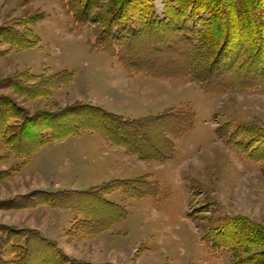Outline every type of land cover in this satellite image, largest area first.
Here are the masks:
<instances>
[{"label": "rangeland", "instance_id": "374dc122", "mask_svg": "<svg viewBox=\"0 0 264 264\" xmlns=\"http://www.w3.org/2000/svg\"><path fill=\"white\" fill-rule=\"evenodd\" d=\"M67 1L0 0V105L17 109L7 111L15 117L0 115V264H47L50 254L42 251L46 246L40 235L67 256L91 264H231L236 258L264 264L260 245L236 239L211 249L208 241L225 228L253 237L249 222L264 230V85L213 94L188 77L159 78L128 69L115 53L93 46L115 0L101 1L92 15L99 21L83 26ZM150 1L163 19L167 0ZM202 15L209 16L207 11ZM13 32L24 35L20 47L9 37ZM141 43L144 53L135 58L145 65L158 61L159 55H149ZM69 72L73 78L67 83ZM55 76L65 79L48 81L43 95L24 94L11 85L33 90ZM76 101L109 102L116 114L129 119L168 111L179 118L193 112L194 118L179 135L167 128L173 151L164 149L165 158H142L95 130L54 139L48 127L58 121L53 115ZM34 118L43 121V127L34 128L42 129L39 141L46 142L27 155L18 150L35 149L32 139L14 145L6 138ZM63 176L69 181H60ZM136 178L143 179L138 186L144 195L122 187L106 194L119 212L126 210L125 217L112 219L94 235L78 228L82 214L75 208L5 207L11 200L33 202L41 190H85Z\"/></svg>", "mask_w": 264, "mask_h": 264}, {"label": "trees", "instance_id": "16d2710c", "mask_svg": "<svg viewBox=\"0 0 264 264\" xmlns=\"http://www.w3.org/2000/svg\"><path fill=\"white\" fill-rule=\"evenodd\" d=\"M101 1L103 0H68L66 6L69 12H74L76 23L83 26L89 22L99 21L92 15ZM147 2L149 6L146 5ZM166 2L165 16L160 19L150 0L146 2L115 0V9L103 23L93 46L98 50L115 53L119 56V61L128 69L137 67L139 71L159 78L188 77L208 93L220 94L227 89L243 90L264 85V0H167ZM203 11H207L209 16L202 15ZM9 37L17 47H20L25 40L23 34L15 32L10 33ZM141 41L147 44L149 55H159L158 61L145 65L139 62V58L138 60L135 58L144 53L141 49L143 48L140 45ZM65 78V82L70 83L73 73L69 72ZM65 78L62 76L49 78L33 90H27L15 82L11 85L24 94L43 95L44 91L41 87L47 86L48 81L62 82ZM0 109L1 116L7 118L17 116L8 115L7 112L17 110L15 105L9 107L3 104L0 105ZM172 113L168 111L157 116L129 119L101 106L76 101L53 115L54 119H58L57 125L53 123L46 127L51 128L54 139H63L81 130L90 129L99 132L112 143L125 146L131 153L142 158L160 156L165 158V153L173 151V141L166 135V131L169 130L167 128H170L175 135H179L192 124L194 118L193 112L183 115V118ZM49 120L51 121V118ZM34 126L43 127V121L36 118L28 120L22 124L19 131H13L6 139L15 140L11 142L14 145L24 139H32L36 147L32 151L27 152L17 148L18 152L23 151L28 155L46 142L42 141L43 139L39 141L42 137V129H35ZM26 129L29 131L25 132ZM139 136L145 140V143L139 142L137 139ZM141 180L143 179H113L101 184L102 186L85 190H41L39 197L33 202L11 200L5 207L22 209L44 204L52 207L75 208L82 214L78 228L82 227L86 233L92 231L91 235H94L107 228L111 221L125 217L126 210L121 208L119 212L117 204L108 200L106 194L122 187L126 192L138 196L144 195L145 190L138 186L143 183ZM249 223L253 237H247L250 234L239 229L237 232L225 228L223 233L215 235L214 239H207L211 233L205 238L211 242V249L227 246L237 239L241 243L249 242L262 246L261 254L264 255V230ZM28 231L37 232L30 229ZM40 238L46 246L42 251L44 250L46 255L50 254L45 257L47 264H91L67 256L54 241L42 235ZM14 243L11 241L10 245ZM231 264H247V262L236 258Z\"/></svg>", "mask_w": 264, "mask_h": 264}, {"label": "crops", "instance_id": "0c3cea01", "mask_svg": "<svg viewBox=\"0 0 264 264\" xmlns=\"http://www.w3.org/2000/svg\"><path fill=\"white\" fill-rule=\"evenodd\" d=\"M112 104L111 103H109V102H106L105 104H102L101 106H103L104 108H106V109H108V110H111V111H113V109L110 107ZM116 110H114L113 112H115ZM117 112V111H116ZM115 112V113H116ZM117 147H121V146H117ZM116 153V152H115ZM123 154V153H122ZM124 155V154H123ZM128 155V154H127ZM127 155H125V156H127ZM118 157V156H117ZM115 169L116 168H114V170H112V171H115ZM112 174H114L113 172H111ZM72 179V178H71ZM60 181H64V182H68L69 180H66V176H63V177H60ZM72 181V180H71ZM75 183H78V177H76L75 178ZM104 183V182H103ZM101 185V184H100ZM98 186V185H97ZM83 187V186H82ZM94 187V186H93ZM69 189H81V190H83V188H80V187H78V186H72L71 188H69ZM36 228V227H35ZM38 229H41V228H39L38 227ZM47 234V233H46ZM78 238V237H77ZM57 241H58V239H56ZM59 242V245H61L62 247H63V244H64V242L63 241H58ZM97 259H99L98 257H97ZM95 261H97V260H95ZM95 261H91V262H94V263H98V262H95Z\"/></svg>", "mask_w": 264, "mask_h": 264}]
</instances>
